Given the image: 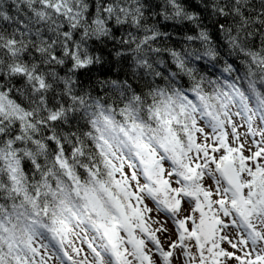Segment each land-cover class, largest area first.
I'll return each instance as SVG.
<instances>
[{"label":"snow or ice","instance_id":"snow-or-ice-1","mask_svg":"<svg viewBox=\"0 0 264 264\" xmlns=\"http://www.w3.org/2000/svg\"><path fill=\"white\" fill-rule=\"evenodd\" d=\"M0 264H264V0H0Z\"/></svg>","mask_w":264,"mask_h":264},{"label":"trees","instance_id":"trees-1","mask_svg":"<svg viewBox=\"0 0 264 264\" xmlns=\"http://www.w3.org/2000/svg\"><path fill=\"white\" fill-rule=\"evenodd\" d=\"M212 19H215V17H212ZM206 23L208 24L209 29L212 27V22L211 20H206ZM214 38H219V34H216Z\"/></svg>","mask_w":264,"mask_h":264}]
</instances>
